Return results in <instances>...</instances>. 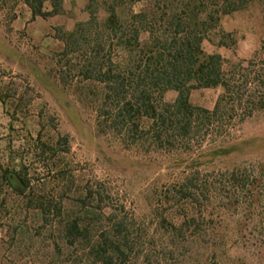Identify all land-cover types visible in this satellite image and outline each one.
I'll list each match as a JSON object with an SVG mask.
<instances>
[{"label": "rangeland", "instance_id": "1", "mask_svg": "<svg viewBox=\"0 0 264 264\" xmlns=\"http://www.w3.org/2000/svg\"><path fill=\"white\" fill-rule=\"evenodd\" d=\"M129 13L117 9L123 21ZM108 17L103 0H0V175L29 183L17 193L0 181V264H264V108L197 122L171 141L146 117L135 130L100 79L102 65L126 57L100 31ZM263 44L256 0L223 17L203 48L254 61L253 73ZM221 95L197 89L189 99L212 111ZM177 97L167 91L159 104ZM223 146L235 149L202 155Z\"/></svg>", "mask_w": 264, "mask_h": 264}, {"label": "trees", "instance_id": "2", "mask_svg": "<svg viewBox=\"0 0 264 264\" xmlns=\"http://www.w3.org/2000/svg\"><path fill=\"white\" fill-rule=\"evenodd\" d=\"M145 1L147 4L140 12L132 10L134 4ZM255 1L103 0L109 17L100 31L113 34L120 55L126 56H120L122 60L116 69L100 67L101 81L112 85L108 86L111 93L122 103L119 118L129 119L131 126L138 130L146 117L152 122L157 139L171 141L189 137L197 122L220 124L226 117L240 122L256 109L264 108V91L260 90L264 87V66L251 73L249 64L254 61L247 65L228 62L221 54H209L203 48L209 32L223 17L244 10ZM258 1L264 15V0ZM39 4L43 3L39 1ZM120 7L130 9L129 20L118 17ZM143 34L148 35L145 41ZM100 47H105L103 42ZM210 88L222 89L212 111L190 103L192 90ZM170 90L178 93L176 101L160 105L164 93ZM113 121L115 127L121 124L117 118ZM234 149L235 146H223L202 155H227ZM194 161L201 163L200 158ZM231 178L238 182L235 171ZM0 181L17 193H25V185L29 184L21 173L7 169L0 175ZM79 233L78 224L74 223L69 235ZM102 251L107 250L100 246V255Z\"/></svg>", "mask_w": 264, "mask_h": 264}]
</instances>
